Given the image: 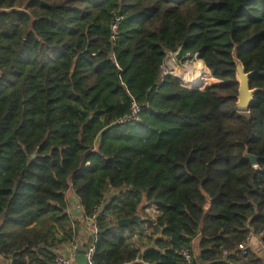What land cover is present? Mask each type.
Masks as SVG:
<instances>
[{
    "label": "trees",
    "instance_id": "1",
    "mask_svg": "<svg viewBox=\"0 0 264 264\" xmlns=\"http://www.w3.org/2000/svg\"><path fill=\"white\" fill-rule=\"evenodd\" d=\"M168 51L198 53L219 82L162 77ZM133 103L138 120L115 125ZM69 194L95 225L93 264L248 258L264 233V0H0L1 264L76 243Z\"/></svg>",
    "mask_w": 264,
    "mask_h": 264
},
{
    "label": "built area",
    "instance_id": "2",
    "mask_svg": "<svg viewBox=\"0 0 264 264\" xmlns=\"http://www.w3.org/2000/svg\"><path fill=\"white\" fill-rule=\"evenodd\" d=\"M113 29L115 30V32L117 31V27L116 26H114ZM176 55L178 56V51H176ZM198 57H199V55H198V53H196V54H193V55L189 54L185 58H183L182 60H185L187 63L182 65L183 69H181L182 71L179 72V74H176V71H177L176 61H172L171 64H169V65L163 64L162 68H164V77L165 76H171L175 81L179 82L183 87L184 86L185 87L189 86L191 84L192 78L195 75L194 74L188 75L189 79L187 81L186 79H183L180 74L188 71L190 66H187V64H192L194 61H199ZM182 60H179L180 65H181ZM178 68H180V67H178ZM140 112H141V106H139L136 103H133L132 108L130 110V113L128 115L118 119L115 122V125H126V124H128L130 122H134V121L138 120ZM100 209H101V207L96 209V214H100ZM147 213L150 214L153 218H156V216L158 215V210H157L156 207H151V208L147 209ZM104 214L107 217L110 216L108 213H104ZM257 236H259V238H263L264 237V233H260ZM93 239L95 241L96 234L93 235ZM251 240H252V236L249 237L247 239L246 243L241 247L242 248L241 256L243 258L248 256V250L246 248V245ZM77 249H78V246L73 244L72 247H71V250H70L71 251L70 254H68L67 256L64 255V254H57L55 259L53 260V262L49 263V264H76V251H77ZM263 249H264V241H263ZM94 252H95V249H94L93 245L88 247L87 258H88L89 264H93L92 263V257L94 255ZM180 255L184 258L186 264H194V257L192 256L191 252L188 249H182L181 252H180ZM233 264H242V261H238V262H235Z\"/></svg>",
    "mask_w": 264,
    "mask_h": 264
},
{
    "label": "crops",
    "instance_id": "3",
    "mask_svg": "<svg viewBox=\"0 0 264 264\" xmlns=\"http://www.w3.org/2000/svg\"><path fill=\"white\" fill-rule=\"evenodd\" d=\"M74 195L69 194L67 197L68 211L73 219V224L80 222L81 231L79 237L76 239L75 245L90 247L93 240L95 225L92 221L83 218V209L79 204L78 199H72ZM77 198V197H76ZM263 238H259L257 235L252 236V240L247 243L246 248L248 250V258L242 260V264H264V249H263ZM73 243H66L59 245L55 248V254L68 255L71 253V247ZM78 250V249H77ZM242 248L239 249L240 256L242 254ZM77 258V251H76ZM3 258H0V262Z\"/></svg>",
    "mask_w": 264,
    "mask_h": 264
},
{
    "label": "water",
    "instance_id": "4",
    "mask_svg": "<svg viewBox=\"0 0 264 264\" xmlns=\"http://www.w3.org/2000/svg\"><path fill=\"white\" fill-rule=\"evenodd\" d=\"M237 66V79L239 83V97H238V108L240 110H248L251 106V103L255 97V90H252L250 87V75L246 73L244 66L239 62L236 61ZM35 157V156H34ZM247 160L251 162L252 165H257V158L251 155H246L245 157ZM72 199L76 200V196H74ZM105 207V204L101 206L100 214L103 212ZM141 221V218L136 216L130 219L120 220L118 222L119 227H128L133 224H137ZM157 230V235L155 237L156 240L160 239L162 237V230L159 228L158 225L155 226ZM95 234V233H94ZM87 251L88 247L80 246L77 250V258H76V264H89L88 258H87ZM142 258V255L139 257V259ZM200 256L196 257V261H200Z\"/></svg>",
    "mask_w": 264,
    "mask_h": 264
},
{
    "label": "rangeland",
    "instance_id": "5",
    "mask_svg": "<svg viewBox=\"0 0 264 264\" xmlns=\"http://www.w3.org/2000/svg\"><path fill=\"white\" fill-rule=\"evenodd\" d=\"M172 61H176V65H177V71H176V74H179V72H181L182 70L181 69H183V67H182V65H184V64H186L187 62L185 61V60H182V62H181V65H180V62H179V60H178V56L176 55V52H173L172 53V51H168L167 52V56H166V59H165V62H164V64H166V65H169V64H171V62ZM187 66H190V68L188 69V73L191 75L192 74V71H196V72H200V71H204V72H206L207 71V73L209 74V75H212L213 76V73L210 71V70H208V69H206V67H204V66H201V64L200 63H198L197 61H194L192 64H187ZM192 66V67H191ZM178 67H180V68H178ZM202 67V68H201ZM161 76L162 77H164V68H162V70H161ZM213 78H214V76H213ZM215 79V78H214ZM217 80L215 79V81H213L212 83H210L211 85L210 86H208L207 88H205V89H201L200 87H191L190 85L189 86H187V87H185V88H187V89H189V90H200V91H206L208 88H210L212 85H214V84H217L219 81H217Z\"/></svg>",
    "mask_w": 264,
    "mask_h": 264
},
{
    "label": "bare ground",
    "instance_id": "6",
    "mask_svg": "<svg viewBox=\"0 0 264 264\" xmlns=\"http://www.w3.org/2000/svg\"><path fill=\"white\" fill-rule=\"evenodd\" d=\"M197 62L200 63L201 66H204L205 67V65H204V63L202 61H197ZM188 72L189 71H186V72L180 74L181 77L183 79H186L187 81L189 79L188 78V75H190ZM192 74H194L195 76L191 80V84H190L191 87L192 86L193 87H196L197 86V87H200L201 89H205L209 85H211L210 83H212L213 81H215V79L213 78V76L212 75H209L207 73V71L206 72H204V71H200V72L198 71V72H196L194 70V71H192Z\"/></svg>",
    "mask_w": 264,
    "mask_h": 264
}]
</instances>
